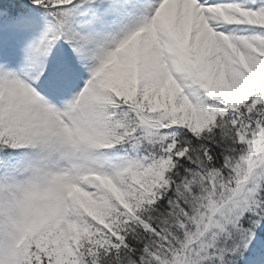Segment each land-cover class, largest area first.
Masks as SVG:
<instances>
[{"label":"snow or ice","instance_id":"obj_1","mask_svg":"<svg viewBox=\"0 0 264 264\" xmlns=\"http://www.w3.org/2000/svg\"><path fill=\"white\" fill-rule=\"evenodd\" d=\"M0 264H264V0H0Z\"/></svg>","mask_w":264,"mask_h":264}]
</instances>
